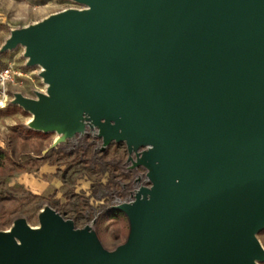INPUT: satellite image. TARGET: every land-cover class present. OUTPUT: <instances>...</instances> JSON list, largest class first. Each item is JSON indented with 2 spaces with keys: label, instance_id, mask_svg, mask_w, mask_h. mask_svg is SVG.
Wrapping results in <instances>:
<instances>
[{
  "label": "water",
  "instance_id": "obj_1",
  "mask_svg": "<svg viewBox=\"0 0 264 264\" xmlns=\"http://www.w3.org/2000/svg\"><path fill=\"white\" fill-rule=\"evenodd\" d=\"M94 4L35 37L53 67L51 92L81 95L87 111L135 100L128 121L169 146L175 172L153 178V226L129 202L115 206L131 225L122 254L59 218L56 231H0V264H255L264 257L254 237L264 226V0Z\"/></svg>",
  "mask_w": 264,
  "mask_h": 264
},
{
  "label": "rangeland",
  "instance_id": "obj_2",
  "mask_svg": "<svg viewBox=\"0 0 264 264\" xmlns=\"http://www.w3.org/2000/svg\"><path fill=\"white\" fill-rule=\"evenodd\" d=\"M104 1L0 0V69L16 70L0 106V230L19 218L37 225L45 209L42 213L57 216L71 230L90 232L106 252L122 254L131 225L115 206L139 200L156 217L161 204L152 195V173L173 169L175 155L153 152L150 141L128 137L129 106L111 114L84 109L65 134L46 110L51 87L35 42L59 16ZM69 99L70 94L62 95ZM53 105L66 108L63 102ZM254 237L264 250V226ZM256 263L264 264V257Z\"/></svg>",
  "mask_w": 264,
  "mask_h": 264
},
{
  "label": "bare ground",
  "instance_id": "obj_3",
  "mask_svg": "<svg viewBox=\"0 0 264 264\" xmlns=\"http://www.w3.org/2000/svg\"><path fill=\"white\" fill-rule=\"evenodd\" d=\"M89 5L90 6L88 8L80 9L76 12H88V11L95 9L94 3H90ZM55 16H58V14L49 16L43 22H40L36 25H43V23L45 24L47 22H50V20H52V18ZM38 63H40L43 66V68H44L43 72L45 74L48 71H51L53 69V67L51 65L46 64L45 62H43L40 59H39ZM35 82L38 83L37 79L35 80ZM49 83H50V87H53L54 82L49 79ZM50 101L52 103L53 102H56V103L63 102V104H65V106H66L65 109H62L61 107L56 108L52 104V105H49L48 107H46V110H47V113L53 114V116L57 117V119L59 120L62 131L65 134H69L73 128L71 120L73 119V117L77 116L79 112H82L85 108L83 101L77 99L76 96H72V99L64 101V100H61V98L59 96L52 94V92L50 94ZM110 101L111 102L109 105H105L103 101L97 103L95 109L101 113L103 112V113H110L111 114V113L118 112L119 108H125V107L129 106V108H131L130 110L132 111L137 106L135 100L128 99L125 96L113 97ZM37 114L38 113L35 111L34 116L32 118V121H35L34 117H36ZM136 118L138 120H140V117L136 116ZM120 120H121V122H123L122 119H120ZM142 130H144V131H142ZM126 131H127L128 137L130 139L132 138L136 142L139 140L145 141L146 139L147 140L152 139V141H150L149 143H150L151 150H153V152L156 151L160 154V153H162V151H167V152L169 151V146L167 144H159V143L155 142V140H154L155 138H154L152 132L150 130H148L145 125H144L143 129H140V130L134 129L132 127L131 128L126 127ZM152 159H154V158H152ZM174 172H175V170L171 169V168L168 170L156 169L152 173V178L155 177V178H158L164 182H168ZM128 205L132 209V211L137 215L142 226H153L155 224L153 217L151 216V214H150V212H149V210L145 204H142L139 200H136V201L129 202ZM44 210L45 209H41L42 212ZM42 212L40 213V222L37 225H30L25 221L24 218H19V219L15 220L9 228L1 229L0 231L8 233L11 236H14L13 231L17 225L25 226L31 230H44V229H46V230L56 231V223H59L58 222L59 218L57 216H54V215L50 216V215H47V214L42 213ZM257 259H260V257L254 259L255 264H257L256 263Z\"/></svg>",
  "mask_w": 264,
  "mask_h": 264
},
{
  "label": "built area",
  "instance_id": "obj_4",
  "mask_svg": "<svg viewBox=\"0 0 264 264\" xmlns=\"http://www.w3.org/2000/svg\"><path fill=\"white\" fill-rule=\"evenodd\" d=\"M16 70L11 65L0 69V106L3 105L6 98V85L13 79Z\"/></svg>",
  "mask_w": 264,
  "mask_h": 264
}]
</instances>
